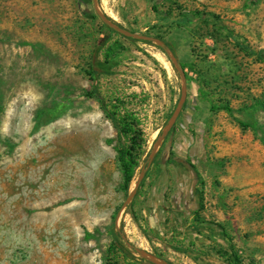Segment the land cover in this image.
Listing matches in <instances>:
<instances>
[{
    "label": "rangeland",
    "instance_id": "374dc122",
    "mask_svg": "<svg viewBox=\"0 0 264 264\" xmlns=\"http://www.w3.org/2000/svg\"><path fill=\"white\" fill-rule=\"evenodd\" d=\"M97 2L185 65L187 103L161 144L172 161L145 166L182 90L162 48L77 0H0V264H154L136 247L173 264H231L230 246L264 264V63L253 53L264 0ZM95 92L141 120L128 190L122 138Z\"/></svg>",
    "mask_w": 264,
    "mask_h": 264
},
{
    "label": "trees",
    "instance_id": "16d2710c",
    "mask_svg": "<svg viewBox=\"0 0 264 264\" xmlns=\"http://www.w3.org/2000/svg\"><path fill=\"white\" fill-rule=\"evenodd\" d=\"M153 7H155V5H153ZM141 41L152 43L150 41ZM165 42L174 51L172 45H170L168 41ZM253 53L259 61L264 63V49ZM181 66L185 68V65L183 63H181ZM101 70V63L97 59L96 54H94L92 62L90 64L89 74L95 79V74L100 72ZM186 76H188L187 73ZM92 94H94L99 100L102 109L114 122L119 131L120 137L122 138V147L119 149V162L121 165V171L124 180V188L125 190H128L134 178L135 171L140 166V158L142 157L144 152L143 129L139 126L141 124V120L131 109L127 108L125 103L122 101V98H120L118 95L112 96L110 100H107L106 97L99 92H95ZM189 165L192 169H195V166L193 164L190 163ZM230 256L231 264H243L238 253L232 246H230Z\"/></svg>",
    "mask_w": 264,
    "mask_h": 264
},
{
    "label": "water",
    "instance_id": "95a60500",
    "mask_svg": "<svg viewBox=\"0 0 264 264\" xmlns=\"http://www.w3.org/2000/svg\"><path fill=\"white\" fill-rule=\"evenodd\" d=\"M94 8L95 11L97 12V14L102 18V20L113 30L123 34L124 36L127 37H132L135 38L137 40H144V41H150L154 44H156L157 46H159L160 48H162L166 54L168 55V57L170 58L171 62L174 64V66L176 67V69L178 70L180 77H181V96L179 98V101L177 103V106L175 108V110L173 111L172 115L170 116V118L168 119L166 125L164 126L163 130L161 131V133L159 134L158 138L156 139L154 146L152 148V150L150 151L148 157H149V163L148 166L151 163V160L153 158V156L155 155V153L157 152L162 140L164 139V137L168 134V132L172 129V127L174 126V124L176 123L178 116L184 106V103L186 101L187 98V78H186V74L185 71L183 69V67L181 66L176 54L174 53V51L172 49H170L168 47V45L166 44V42L158 37H154L148 34H142V33H137V32H132L130 30H127L125 28H123L122 26H120L118 23H116L115 21H113L111 18H109L108 16H106L104 13L101 12L100 10V6L97 2V0H94ZM145 171L143 170L141 172V174L139 175L134 188H132V190L130 191V193L128 194L127 198L125 199V201L123 202L120 211L118 213V217L116 219V225L118 224V218L120 217L121 213L124 211L125 207L130 203V201L132 200V198L135 196L137 188L144 176ZM136 251H138L144 258L150 260L151 262H153L154 264H173L167 260H165L162 257H159L151 252H148L142 248L136 247L135 248Z\"/></svg>",
    "mask_w": 264,
    "mask_h": 264
},
{
    "label": "flooded vegetation",
    "instance_id": "af4514ba",
    "mask_svg": "<svg viewBox=\"0 0 264 264\" xmlns=\"http://www.w3.org/2000/svg\"><path fill=\"white\" fill-rule=\"evenodd\" d=\"M78 1V6L80 8H82L85 12H88L92 9V7H94V0H77ZM187 101H185L184 106L182 108V110L184 109L185 105H186ZM181 110V112H182ZM180 112V113H181ZM180 115V114H179ZM179 118V116H178ZM178 120V119H177ZM177 122V121H176ZM176 124V123H175ZM174 124V126H175ZM174 126L172 127V129L174 128ZM172 129L168 132V134L172 131ZM168 134L164 137V139L162 140V142H164L168 136ZM161 142V144H162ZM161 144L157 150V152L155 153V155L153 156L151 163L149 166H153V165H157L160 167V165L169 162V160L172 161V157H171V148L169 147L168 149H166L164 152L161 150ZM149 155V154H148ZM179 162L180 164H183L184 166L186 165V167L189 170H193L191 168V166L189 165V162H185L184 159H175V163ZM149 163V157H148V161L146 163V167L148 166ZM193 172V171H192Z\"/></svg>",
    "mask_w": 264,
    "mask_h": 264
},
{
    "label": "bare ground",
    "instance_id": "6f19581e",
    "mask_svg": "<svg viewBox=\"0 0 264 264\" xmlns=\"http://www.w3.org/2000/svg\"><path fill=\"white\" fill-rule=\"evenodd\" d=\"M162 53V52H161ZM160 54V53H159ZM163 54V53H162ZM159 58H161L160 56H159Z\"/></svg>",
    "mask_w": 264,
    "mask_h": 264
}]
</instances>
